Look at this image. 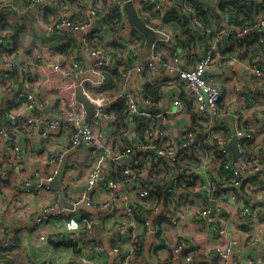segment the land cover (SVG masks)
<instances>
[{
	"label": "built area",
	"instance_id": "built-area-1",
	"mask_svg": "<svg viewBox=\"0 0 264 264\" xmlns=\"http://www.w3.org/2000/svg\"><path fill=\"white\" fill-rule=\"evenodd\" d=\"M128 2L154 34L151 58L143 63H136L142 35L128 24L123 10ZM181 8L187 0H0V194L8 175L21 170L32 142L38 148L62 144L48 155L47 173L35 170L15 190L19 195L53 191L50 203L28 214L29 229L41 242L82 246V264H94V251L105 254L96 241L85 245L84 240L99 220L115 215L120 218L107 264H133L135 249L144 244L133 235L131 251L124 254L134 222L144 228L152 250L169 245L172 255L184 252L186 264L212 258L217 264H251V258L241 263L236 249L249 253L262 245L264 55L252 50L264 49V19L240 28L221 15L222 24L203 36L195 14ZM173 9L188 18L196 39H203L205 49L195 61L178 51L174 36L162 28ZM97 42L123 47L124 62L117 64L106 49L93 47ZM44 66L54 74L67 68L71 84L41 92L36 70ZM111 72L120 77L118 93L107 91ZM225 82L237 96L231 115ZM146 85L158 91V99L150 98ZM77 87L94 108L86 122L85 108L75 99ZM119 100H124L123 117L114 113ZM259 119L257 127L250 125ZM233 138L236 155L228 148ZM68 152H73L69 186L82 168L87 171L81 192L66 201L71 207L84 204L96 216L83 217L79 232L65 238L48 227L74 212L61 206L52 185ZM186 207L209 229L210 245L201 248L186 238L171 245L165 239L164 229L177 226L179 209ZM241 228L252 233L239 236ZM4 235L0 254L10 260L18 249L16 237L9 227ZM159 257L150 258L158 263Z\"/></svg>",
	"mask_w": 264,
	"mask_h": 264
},
{
	"label": "crops",
	"instance_id": "crops-1",
	"mask_svg": "<svg viewBox=\"0 0 264 264\" xmlns=\"http://www.w3.org/2000/svg\"><path fill=\"white\" fill-rule=\"evenodd\" d=\"M209 4V3H208ZM209 7L213 15H215V27H218L220 23L222 24V19L219 14L218 9L211 4ZM264 32V31H263ZM204 44V42H203ZM199 52L204 51V47L199 46ZM231 51V50H229ZM201 55V53H200ZM151 58V52L148 45H145L141 49L140 56L136 63H143ZM91 63V60H87ZM37 69V68H36ZM38 74L39 88L41 92L48 93L52 91L53 93L58 89L67 87L71 84V75L67 68L64 69L63 74H54L51 72L49 66H44L36 70ZM44 84V85H43ZM134 86V84H132ZM228 84L223 83L225 89V94L229 95L231 98L227 101L226 108L231 115L238 108L237 96L230 89H227ZM46 87V88H44ZM69 98V97H68ZM229 118V117H228ZM228 118L226 119L229 122ZM260 123V119L252 121L250 125L252 127H257ZM36 142V141H35ZM35 142H32L30 146L25 148V157L23 163L21 161V170L8 175V180L5 183L3 190L0 194V240H4V228L9 227L12 232H14L15 242L18 246L15 255L10 259V264H82V259L84 258V251L80 250V245L67 246L65 243H53L51 241L41 242L29 229L31 226L30 220H28V214L40 209L42 206L50 203L54 198V193L52 192H41L39 195H19L16 192L22 179L30 177L35 170L47 173L49 171L48 155L54 153L57 149L62 148L60 143H52L47 147H40L38 145L34 147ZM69 161L67 158V163L65 171L61 180V187L65 194V199L68 200L71 196H76L81 192L83 187L84 175L87 169L82 168L81 174L77 175L71 183V176H69ZM70 189V190H69ZM74 194V195H71ZM264 196V192L260 193ZM258 196H253L254 199H260ZM186 212L182 213V222L178 223L177 226L169 227L164 229L163 235L165 239L171 245L182 238L187 240H193L201 248L211 244V237L209 236L208 228H205L202 223L195 220L192 217L191 212L184 209ZM96 216L94 210L87 209L85 211H74L69 213L66 218L62 220L56 219L50 222L48 231L52 235H62L65 238H69V235L79 232V228L82 226L83 217ZM115 220L110 219L107 222L102 223L98 221L97 225L93 227L90 238L85 239V245L88 240L96 241L95 243L102 246L105 254H99L98 252H92L90 258L93 260L94 264H107L110 258L111 247L110 243L113 239L115 233V221L120 218L115 215ZM198 221V222H197ZM134 224V230L128 227L129 235L125 239L123 245V251L126 255L131 251L130 242L132 236L135 235L136 239L143 241L142 250L140 253H134L133 264H186L184 261V252L172 255L170 252L171 247L168 245V249L161 248L159 251H154L151 249V239L146 236L145 230L142 226L137 223ZM264 227V221H263ZM260 227V236L262 245L254 252L247 253L245 250L236 249L234 256L237 257L241 263H244L247 259L251 258L254 263L251 264H264V258L262 252L264 250V228ZM247 233H252L250 230L241 228L239 231V236H246ZM153 254L160 256L158 263L152 261L150 257ZM250 261V260H249ZM170 262V263H169ZM205 264H217L215 258L209 259Z\"/></svg>",
	"mask_w": 264,
	"mask_h": 264
},
{
	"label": "trees",
	"instance_id": "trees-1",
	"mask_svg": "<svg viewBox=\"0 0 264 264\" xmlns=\"http://www.w3.org/2000/svg\"><path fill=\"white\" fill-rule=\"evenodd\" d=\"M205 1L209 4H213L216 9H218L220 16H227L230 24L235 27L250 28L255 23H258L259 20L264 19V0ZM181 10L186 14H189V12H193L195 14V19L200 24V26L196 27L200 29L203 36L207 31L212 30L215 26V15H213L210 8L204 5L200 0H187V8H181ZM152 18H155L154 14H152ZM161 24L165 31L170 32L174 36L175 42L178 44L179 48L188 53L193 61L199 58L200 52L196 35L188 29L187 24L183 22L177 13H169L166 15V17L161 21ZM203 38L205 39V37ZM139 39L141 40L140 47L148 45V42L144 37L140 36ZM93 47H102L106 49L107 52L116 59L117 64L124 62L121 55L125 52V49L116 43L102 44L101 42H97L93 45ZM252 51L256 55H264V49L260 45H255ZM120 82L121 80L119 75L116 72H111L109 87L107 89L108 93H118L120 89ZM145 88L146 92L149 93L150 98L153 100H156V98L158 99L159 93L156 89H152L149 85H146ZM114 113H117L121 117L125 115L124 100H119V104L116 105ZM141 250L142 246L135 249V253H140ZM4 256L8 258L7 255L0 254V264L1 261H3L4 264H10L11 261L6 259Z\"/></svg>",
	"mask_w": 264,
	"mask_h": 264
},
{
	"label": "water",
	"instance_id": "water-1",
	"mask_svg": "<svg viewBox=\"0 0 264 264\" xmlns=\"http://www.w3.org/2000/svg\"><path fill=\"white\" fill-rule=\"evenodd\" d=\"M204 5H206L207 7H211V4H208L205 0H200ZM123 10L126 14L127 17V21L128 24L131 28H133L136 32L140 33L143 37H150L149 35L151 34L150 29L139 19V17L136 14V11L133 7V5L131 3H126L123 7ZM175 9L171 10L170 13H174ZM181 18L183 19L184 23L187 24V27L194 33L196 34V30L194 29V27L189 23L188 18L185 15H181ZM198 42H199V46L203 47V39L202 37H198ZM171 42H173V40H170ZM177 48L178 51H180L179 46L176 44H174ZM75 99L77 103H81L86 111V119L84 120L85 122L88 121L91 116L94 113V108L91 104H89V102L83 97L82 95V90L80 87H77L75 90ZM235 142L236 139L233 138L232 141L228 144V148L229 150L236 155V147H235ZM73 152H68L67 154H65L62 158V161L59 165V171L58 174L56 175L54 181L52 182L53 187L55 188V190L58 192L59 197H60V204L63 207L69 208V209H74V211H85L88 208L85 207L84 204L81 205H77L76 207H71L70 205H68L66 199H65V194L64 191L61 187V180L65 171V167H66V163H67V158L72 154Z\"/></svg>",
	"mask_w": 264,
	"mask_h": 264
},
{
	"label": "rangeland",
	"instance_id": "rangeland-1",
	"mask_svg": "<svg viewBox=\"0 0 264 264\" xmlns=\"http://www.w3.org/2000/svg\"><path fill=\"white\" fill-rule=\"evenodd\" d=\"M150 37H144L145 40L148 42V46H150L153 38H154V34L151 32V34L149 35ZM72 175V172H70V169H69V176ZM184 209H188L187 207L186 208H180L179 209V212L182 214L183 212H186ZM180 216V215H179ZM179 222L181 223L182 222V218L179 220Z\"/></svg>",
	"mask_w": 264,
	"mask_h": 264
}]
</instances>
